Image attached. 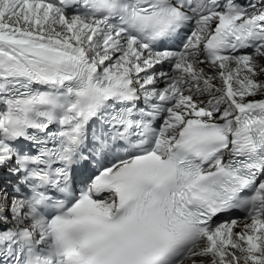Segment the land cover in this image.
<instances>
[{
    "label": "snow or ice",
    "instance_id": "obj_1",
    "mask_svg": "<svg viewBox=\"0 0 264 264\" xmlns=\"http://www.w3.org/2000/svg\"><path fill=\"white\" fill-rule=\"evenodd\" d=\"M0 264H264V0H0Z\"/></svg>",
    "mask_w": 264,
    "mask_h": 264
}]
</instances>
